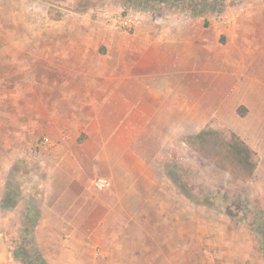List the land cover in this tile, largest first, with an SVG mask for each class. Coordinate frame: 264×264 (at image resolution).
Listing matches in <instances>:
<instances>
[{
	"label": "rangeland",
	"instance_id": "1",
	"mask_svg": "<svg viewBox=\"0 0 264 264\" xmlns=\"http://www.w3.org/2000/svg\"><path fill=\"white\" fill-rule=\"evenodd\" d=\"M32 2L31 17L18 9L17 16L16 4L0 0V253L14 264H38V258L46 264H123L145 243L162 257L171 250L170 264H250L256 250L261 260L264 175L248 178L234 165L223 171L189 147L194 135L180 130L165 145L139 137L137 120L126 128L128 115L82 85L93 80L80 79L81 73L139 71L137 30L143 25L151 28L150 39H175L176 27L187 23L195 38L207 40L203 19L193 15L202 6L180 0H29L28 7ZM218 2L231 19L234 10L264 9V0ZM105 13H137L141 23L132 33L116 31L104 22ZM25 22L33 25L28 34ZM27 38L34 42L33 69L26 67L25 48L15 46ZM56 41L61 44H50ZM48 49L50 55L42 56ZM56 71L65 73L63 79H55ZM193 98L199 108L200 95ZM161 150L167 156L154 159ZM97 178L110 186L96 191ZM128 215L134 218L121 223ZM25 224L27 239L21 236Z\"/></svg>",
	"mask_w": 264,
	"mask_h": 264
},
{
	"label": "crops",
	"instance_id": "2",
	"mask_svg": "<svg viewBox=\"0 0 264 264\" xmlns=\"http://www.w3.org/2000/svg\"><path fill=\"white\" fill-rule=\"evenodd\" d=\"M10 1L11 4H16L15 12L18 9L33 16V2L28 7L29 0ZM235 11L230 14L232 21L227 23L221 20V16L228 14L223 11L205 12L198 16L203 19L204 26L210 33L207 40L195 38L194 26L187 23L183 27H176L175 39H150L149 33L152 30L143 25L137 30L141 37L137 43L143 49L139 55V71L94 72L87 75L81 73V80L94 82L82 85L89 86L100 94L104 104L108 108L112 107L111 110L127 114L126 128L134 127L132 122L137 120V128L141 129L138 136L142 137L144 134L146 140L150 138L154 143L159 141L162 145L168 144L179 130L181 134L190 137L202 129H211L220 134L224 131L232 133L256 155L252 176L258 172L264 175V9H242L238 14ZM19 13L15 14L19 16ZM32 27L31 23L25 22L24 30L27 34L33 30ZM75 28L82 31L79 26ZM177 38L183 43H177ZM223 38L227 39L226 43H222ZM45 42L41 45L44 46ZM33 44L27 38L15 45L25 48V64L31 69L35 68L31 57ZM45 44L48 48L50 44L61 43L56 41ZM76 47L79 48L77 52L83 54V45L80 43ZM179 47L183 50H179ZM30 48L32 51L28 52ZM41 55L49 56V49ZM46 64L51 63L47 61ZM48 69L45 71L50 74ZM56 72L52 73L55 79H63L65 73ZM195 86L200 91H195ZM194 95H200V107L196 106V109ZM179 96L185 97L184 100L179 102ZM92 103L94 102L91 101ZM87 104L90 105L89 101ZM127 142L133 144L134 140ZM165 156L166 150H161L154 159H163ZM146 158L150 159V156ZM243 172L247 177V172ZM5 202L6 199L3 198L2 208H6ZM133 218L125 216L121 223ZM143 218L144 222H149V219ZM156 218L160 222L162 217L154 216ZM172 222L175 221L170 219L169 223ZM258 235L264 241V233ZM243 245L246 249L248 246L252 248L251 244ZM259 250L263 258L258 259L257 250L253 254L250 252V264H264V242L259 245ZM167 252L162 257L164 253L152 251L143 243V246L127 254L131 258L123 264H170L173 253L171 250ZM174 255L176 256L175 251ZM7 256L9 254L0 253V264H14ZM167 256H170V261ZM239 260L242 262L246 258Z\"/></svg>",
	"mask_w": 264,
	"mask_h": 264
},
{
	"label": "trees",
	"instance_id": "3",
	"mask_svg": "<svg viewBox=\"0 0 264 264\" xmlns=\"http://www.w3.org/2000/svg\"><path fill=\"white\" fill-rule=\"evenodd\" d=\"M185 2H195L197 3L196 7L198 6L201 8L202 6L204 9H195L194 16H202L205 12L221 11L222 3H217V0H180V3ZM176 3L177 2H173L174 5H176ZM188 146L193 147L197 152L204 154L206 159H208L213 165L217 167L219 166V168L225 172H230V165H234L246 171L248 174L247 177L251 178L256 166L255 153L235 137V135L229 132L222 135L211 129H202L191 138ZM223 164L226 166H223ZM188 194L189 198H195L192 194ZM205 198V200L208 199V197ZM32 210L33 209H31V211ZM23 227L25 228L24 230H21V236L27 239L30 237V229L27 224L23 225ZM38 261L40 262L38 264H46L39 258L37 262Z\"/></svg>",
	"mask_w": 264,
	"mask_h": 264
},
{
	"label": "built area",
	"instance_id": "4",
	"mask_svg": "<svg viewBox=\"0 0 264 264\" xmlns=\"http://www.w3.org/2000/svg\"><path fill=\"white\" fill-rule=\"evenodd\" d=\"M103 20L110 28L121 32H132L141 23V16L137 13H119L112 15L105 13ZM158 20V19H157ZM156 21L158 23L159 21ZM221 20L225 23L231 22V17L221 16ZM110 186L105 178H97L93 181V187L96 191H104Z\"/></svg>",
	"mask_w": 264,
	"mask_h": 264
}]
</instances>
